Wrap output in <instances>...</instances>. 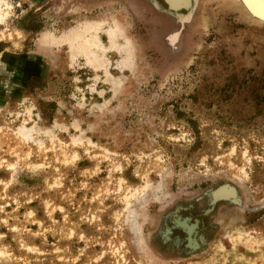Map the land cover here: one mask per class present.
I'll return each instance as SVG.
<instances>
[{"label":"rangeland","instance_id":"1","mask_svg":"<svg viewBox=\"0 0 264 264\" xmlns=\"http://www.w3.org/2000/svg\"><path fill=\"white\" fill-rule=\"evenodd\" d=\"M240 1L203 0L170 57L140 0H0V264H264V17ZM100 19L93 62L64 38ZM222 183L239 205L202 218L201 249L164 244Z\"/></svg>","mask_w":264,"mask_h":264},{"label":"water","instance_id":"2","mask_svg":"<svg viewBox=\"0 0 264 264\" xmlns=\"http://www.w3.org/2000/svg\"><path fill=\"white\" fill-rule=\"evenodd\" d=\"M140 1L148 5L155 14L161 16L162 18H165L171 23L172 25L171 28L162 34L160 38V42L170 57L177 55L181 51L183 33L188 29V27L193 22L195 12L203 0H198L197 4L194 3V0H161L165 8L160 7L155 0H140ZM238 1L242 2L240 0ZM189 5L190 6L192 5L191 14L188 11ZM185 18H190V21H188L186 24H183L181 26L179 20L180 19L185 20ZM172 32L179 33V36L177 38V44L174 49L170 48L167 45V43H165L167 35H170ZM222 190L228 191L229 195L227 197H221ZM236 197L237 195L235 188H233L228 184H222L209 192V206L212 207L216 202L219 201H226L229 202L230 204L239 205V199L236 200ZM209 210H211V208ZM177 211L178 209H174L173 219L169 221L170 225L169 226H167L166 224L164 225L163 232L161 233L162 242L169 240V235L172 229H179L185 234V238H184L185 245L183 246V248L186 249V252L195 251L199 248V245L194 239L195 229L197 227V220H193V223H189L190 219L188 217H184L180 219V217L177 215ZM181 222L189 227V232L185 230L183 226H181L180 224Z\"/></svg>","mask_w":264,"mask_h":264},{"label":"bare ground","instance_id":"3","mask_svg":"<svg viewBox=\"0 0 264 264\" xmlns=\"http://www.w3.org/2000/svg\"><path fill=\"white\" fill-rule=\"evenodd\" d=\"M243 1L245 3V6L248 8V10H250V12H252L256 16V18L259 19L260 16L264 17V0H243ZM252 7H254L255 9H253ZM5 17L6 16H4L2 18L1 14H0V20H4ZM103 20L100 19L97 21L89 22L88 24H86L83 27L82 33H78V32L73 31V33L67 35L64 39H67L70 42H73L74 45L76 44L78 46L79 51L82 52L83 54H85L86 57H88L89 61L94 62V59L96 57H94L93 52L91 50H94V49L103 50V47H102L99 39L96 36H94L93 38L91 37L92 39L90 41H88L83 37V34L86 31H94L95 32V30L102 24ZM121 26L122 25L119 22L114 20L112 23V27L110 26V28L107 30L110 45L115 46L117 37H121V36L123 37L124 30L121 29ZM42 36L44 38H42L43 40L41 39L42 40L41 46H46V45L50 46V44L52 43V40L49 39L48 37H50L51 35L49 36V34H48V36H47V34L46 35L42 34ZM124 39L126 41V44L129 45L128 38L126 36H124ZM129 61L130 60H128V59L125 60L124 64L126 66L129 65Z\"/></svg>","mask_w":264,"mask_h":264},{"label":"flooded vegetation","instance_id":"4","mask_svg":"<svg viewBox=\"0 0 264 264\" xmlns=\"http://www.w3.org/2000/svg\"><path fill=\"white\" fill-rule=\"evenodd\" d=\"M156 2H157V4L160 6V7H162V8H165L164 7V5H163V3H162V1L161 0H155ZM150 8V7H149ZM181 13H184V12H181ZM222 184H228V183H222ZM222 184H220V185H222ZM220 185H218V186H220ZM228 185H230V184H228ZM218 186H216V187H218ZM231 186V185H230ZM215 187V188H216ZM233 187V186H232ZM215 188H213V189H215ZM234 188V187H233ZM213 189H211L210 191H212ZM236 190V189H235ZM209 191V192H210ZM209 192H208V206H207V208H205L203 211H201L199 214H192V209H193V207L191 206V205H186V206H178V207H176V208H174V209H178V211H177V215L180 217V219H182V218H184V217H188L189 219H190V221H189V223H193V220H197V227H196V229H195V235H194V239L196 240V242H197V244L199 245V248L197 249V250H195V251H191V252H186V249H184L183 248V246L185 245V234L181 231V230H179V229H172L171 230V233H170V235H169V240L168 241H165V242H163L164 244L166 243V244H173V246H175V248L176 249H178V250H180V252H182V253H184V254H190V253H194V252H197L198 250H200L201 249V247H202V240H201V232H202V230H203V222H202V218L204 217V216H206L207 214H209L212 210H213V208H214V206L217 204V203H219V202H226V201H219V202H216L212 207H210L209 206ZM236 195H237V197H238V194H237V191H236ZM238 199H239V197H238ZM226 203H229V202H226ZM230 204V203H229ZM211 208V210H209ZM174 209L169 213V215L167 216V219H166V221H165V224L167 225V226H169L170 225V223H169V221H171L172 219H173V212H174ZM208 210V211H207ZM207 211V212H206ZM185 213V214H184ZM188 223V224H189ZM164 229V228H163ZM163 229H162V232H163ZM173 230H178V231H180L181 233H182V237L181 238H173V237H171V235H172V232H173ZM161 232V233H162ZM161 236V235H160ZM173 238V239H172ZM161 241H162V239H161Z\"/></svg>","mask_w":264,"mask_h":264},{"label":"crops","instance_id":"5","mask_svg":"<svg viewBox=\"0 0 264 264\" xmlns=\"http://www.w3.org/2000/svg\"><path fill=\"white\" fill-rule=\"evenodd\" d=\"M33 1V0H32ZM35 1V0H34ZM37 1V0H36Z\"/></svg>","mask_w":264,"mask_h":264}]
</instances>
